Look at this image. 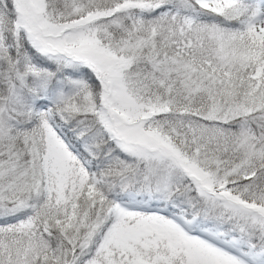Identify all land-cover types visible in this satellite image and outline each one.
<instances>
[{"label": "snow or ice", "instance_id": "1", "mask_svg": "<svg viewBox=\"0 0 264 264\" xmlns=\"http://www.w3.org/2000/svg\"><path fill=\"white\" fill-rule=\"evenodd\" d=\"M0 264H264V0H0Z\"/></svg>", "mask_w": 264, "mask_h": 264}]
</instances>
